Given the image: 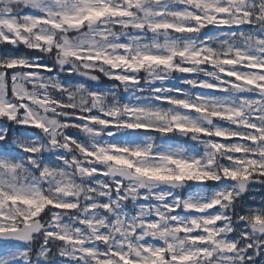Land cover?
<instances>
[{"label":"snow or ice","instance_id":"obj_1","mask_svg":"<svg viewBox=\"0 0 264 264\" xmlns=\"http://www.w3.org/2000/svg\"><path fill=\"white\" fill-rule=\"evenodd\" d=\"M262 189L264 0H0V264H264Z\"/></svg>","mask_w":264,"mask_h":264},{"label":"rangeland","instance_id":"obj_2","mask_svg":"<svg viewBox=\"0 0 264 264\" xmlns=\"http://www.w3.org/2000/svg\"><path fill=\"white\" fill-rule=\"evenodd\" d=\"M185 138H180V140H184ZM184 171V173L186 174V175H190L191 174V170L190 169H186V170H183ZM262 194H264V189H262L261 190V192H259V193H246L245 194V198L247 197V195H256V196H259V195H262Z\"/></svg>","mask_w":264,"mask_h":264},{"label":"trees","instance_id":"obj_3","mask_svg":"<svg viewBox=\"0 0 264 264\" xmlns=\"http://www.w3.org/2000/svg\"><path fill=\"white\" fill-rule=\"evenodd\" d=\"M184 140H185V139H184ZM184 140H182V142H183Z\"/></svg>","mask_w":264,"mask_h":264}]
</instances>
